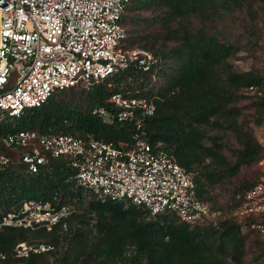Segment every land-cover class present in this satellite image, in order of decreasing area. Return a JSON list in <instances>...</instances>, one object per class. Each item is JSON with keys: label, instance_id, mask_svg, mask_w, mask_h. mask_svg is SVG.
Instances as JSON below:
<instances>
[{"label": "trees", "instance_id": "obj_1", "mask_svg": "<svg viewBox=\"0 0 264 264\" xmlns=\"http://www.w3.org/2000/svg\"><path fill=\"white\" fill-rule=\"evenodd\" d=\"M228 2L132 0L126 8L123 24L126 28V22L133 25L141 19L145 23L154 24L159 20L169 22L191 16L205 20L209 16L220 15L227 8ZM158 5L166 8L164 16L141 17L138 12L135 13L149 11ZM126 32L125 46L136 47L131 46L138 37L134 35L136 31L131 30L128 35L126 28ZM145 38L150 39V36L146 34ZM148 50L164 59V67L159 74L157 86L150 91L154 96L156 110L147 121V137L151 142L162 141L179 164L194 174L198 196L209 202L206 183L215 182L217 177L205 169L206 166L201 173L194 167L205 165L207 158L226 166L229 163L213 138H209L212 140L211 145L204 143L208 138L206 129L226 128L241 143L242 150L237 162L230 166L231 173H235L241 165L258 159L263 147L249 130L238 123L240 109L231 103L240 98V88L247 92L249 85L260 84L263 74L252 70H232L227 61L233 52L232 45L218 41L202 28L194 33L185 32L181 41L169 52ZM118 78H106L89 90L79 87L59 90L40 106L26 109L19 116L6 115L0 119V153L8 155L12 160L0 166V220L7 213L17 210L29 198L46 200L56 195L60 203L76 204L86 200L81 189L75 186V171L65 160L51 159L37 173H26L24 164L16 162L21 148L7 147L2 137L19 130L37 129L44 133H67L83 138L91 136L112 141L118 147H128L133 131L131 123L106 124L92 113L96 106H109L108 99L113 92L119 91L118 82L123 76ZM112 79L115 85L108 87L107 82ZM67 91L79 92L86 102L85 107L56 96ZM251 96L264 117L263 100ZM256 182L249 183L239 193ZM235 195L231 206L236 204ZM85 212L94 213L95 221H90L91 217H87ZM85 212H73L65 219L66 228L62 222L54 225L51 230L43 227L23 229L1 226L0 252L6 255L1 263L230 264L229 258L240 262L245 241L250 236L256 239L259 255L263 254L264 241L251 231L242 232L230 217L222 219L216 227L191 226L177 220L172 214L151 216L147 210L134 205L125 206L114 201L102 203L95 199L88 202ZM31 240H38L37 244L53 248L61 246L63 252L54 253L55 262L45 257L52 253L51 249L30 253L23 258L15 257V245Z\"/></svg>", "mask_w": 264, "mask_h": 264}, {"label": "built area", "instance_id": "obj_2", "mask_svg": "<svg viewBox=\"0 0 264 264\" xmlns=\"http://www.w3.org/2000/svg\"><path fill=\"white\" fill-rule=\"evenodd\" d=\"M131 1L0 0V119L40 106L59 90H89L106 78L122 75L109 106H96L92 113L106 124L129 122L133 127L128 147L37 129L10 133L2 141L7 147L21 148L16 162L24 164L29 174L51 159L65 160L75 171V186L83 197L134 205L151 216L172 214L191 226L216 227L226 217L200 199L194 174L179 164L162 141L147 137L146 124L156 110L150 91L158 84L164 59L146 48L125 46L123 17ZM259 45L264 49V33ZM107 85L113 87L114 80ZM246 90L264 102V73L260 84ZM11 161L0 153V166ZM235 200L228 217L242 232L251 231L264 241V174ZM75 206L60 203L56 195L46 200L29 198L2 217L0 228L51 230L59 222L66 228L65 219L76 211ZM50 248L22 241L13 254L23 258ZM5 257L0 252V264H18L1 263Z\"/></svg>", "mask_w": 264, "mask_h": 264}, {"label": "rangeland", "instance_id": "obj_3", "mask_svg": "<svg viewBox=\"0 0 264 264\" xmlns=\"http://www.w3.org/2000/svg\"><path fill=\"white\" fill-rule=\"evenodd\" d=\"M228 6L222 10L220 15L209 16L203 20L196 16L185 19H174L169 22L159 20L157 23L140 22L131 25L126 22L128 35L131 30H135L138 37L131 46L144 47L154 51L164 50L169 52L181 41L185 32H197L202 28L208 35L215 36L218 41L232 45L233 52L227 59L232 70L236 72L252 70L257 73H264V49L260 47L259 41L264 33V0H228ZM166 8L158 5L149 11H136L141 17H154L155 15L164 16ZM130 15V12H128ZM148 34L150 39L145 38ZM240 88V98L231 103L232 106L240 109L237 121L245 129L249 130L256 141L262 145L264 141V117L261 110L254 104V98ZM66 101L78 103L85 107L86 102L83 96L77 91L64 92L61 95ZM204 143L211 145L213 138L220 147V152L225 157L229 166L225 164L211 162L210 158L205 160V165L195 166V170L201 173L205 169L215 174V182L206 183L209 202L212 208L219 209L222 218L228 217L230 213L231 201L236 193L243 190L249 183L256 182L264 174V145L258 159L249 164H243L235 173H231L230 166L237 162L242 145L236 135L226 128L206 129ZM85 201L77 202L76 213H83L88 209V202L93 199L85 196ZM90 221H95V214L85 212ZM77 221V220H72ZM37 243L38 240L27 241ZM51 247V246H50ZM52 253L45 255L46 260L55 262L54 253L63 252V248L51 247ZM230 264H264V259L259 255L254 236L247 237L244 246V254L237 263L230 259ZM41 264V263H38Z\"/></svg>", "mask_w": 264, "mask_h": 264}]
</instances>
